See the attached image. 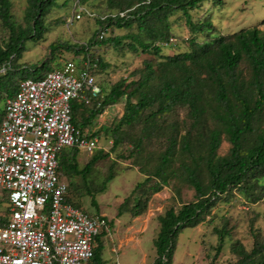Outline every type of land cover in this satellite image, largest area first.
<instances>
[{
  "label": "trees",
  "instance_id": "trees-1",
  "mask_svg": "<svg viewBox=\"0 0 264 264\" xmlns=\"http://www.w3.org/2000/svg\"><path fill=\"white\" fill-rule=\"evenodd\" d=\"M58 1L27 0V25L22 26L14 19L12 0H0V21L7 32L0 36V99L5 102L17 94L22 80L31 78H15L13 72L27 70L29 65L19 63L27 51V42L43 39L50 29L47 17L60 6ZM96 1L105 5L97 18L100 28L96 38L89 44L73 46L53 41L48 46L49 58L30 71L33 79L44 77L54 70L48 69L59 50L75 47L81 56L66 59L55 69L68 60L80 67L90 60L91 72L98 76L109 67L91 52L101 42L146 55L142 66L126 77L110 83L97 79L102 88L98 99L89 103L74 99L72 121L77 128L85 129L93 125L104 108L124 100L122 116L97 131L110 134L111 149L119 150V158L133 159L145 175L132 191V204L129 205V198L125 199L119 215L130 212L135 218L140 216L147 211L152 194L170 186L175 179L194 190L193 200L170 206L158 216L160 227L154 239L153 264H172L180 232L205 222L221 201L238 197L254 205L264 199V30L253 25L223 33L210 16L194 19V11L205 3L218 6L224 0H79L83 6ZM125 11L124 16L119 15ZM176 20H184L190 34L183 45L182 40L178 42L174 37ZM113 28L129 31L99 39L101 30H108L109 34ZM171 46L176 47L173 53H166L165 49ZM3 115L4 106H0V123ZM224 140L230 146L226 154H220ZM80 151L68 147L59 158V171L68 179L71 193L67 192L66 201L78 208L81 206L73 198L81 197L82 188L93 195L91 185L97 187L96 193L105 191L115 178L111 169L116 163H112L109 175L99 187L93 178H86L109 158V151H96L83 167L79 165ZM78 176L81 181L83 178L82 184L76 183ZM2 194L8 207L7 194ZM92 202L96 204L95 198ZM6 220L0 214V225ZM227 224L217 229L218 251L231 234ZM104 235L97 237L89 264H104ZM252 236L250 248L240 242L233 246L238 256L236 264H264V234L252 229Z\"/></svg>",
  "mask_w": 264,
  "mask_h": 264
},
{
  "label": "rangeland",
  "instance_id": "rangeland-1",
  "mask_svg": "<svg viewBox=\"0 0 264 264\" xmlns=\"http://www.w3.org/2000/svg\"><path fill=\"white\" fill-rule=\"evenodd\" d=\"M12 13L17 24L26 26L27 0H12ZM60 6L53 8L47 17L46 24L50 28L45 33L43 39L38 42L28 41L27 51L19 60L20 65H29L27 70L18 69L13 72L15 78L24 76L33 78L31 68H35L41 61L50 56L49 44L53 41L69 43L70 45L89 44L92 38H96L100 24L97 21L99 15L103 14L105 5L101 1L86 4L93 16L83 15L81 19H75L74 14L76 0H59ZM79 11H77L78 13ZM194 19H204L207 16L212 18L213 23L223 33H229L239 30L242 27L257 25L264 30V0H224V3L214 6L212 3H205L201 9L194 11ZM114 29V28H113ZM129 29L115 28L107 35H123ZM175 36L182 45L189 31L186 28L184 20H176ZM0 21V36L6 35ZM177 42V41H176ZM176 47L171 46L165 49L166 53L172 54ZM95 56H99L104 63L109 64L107 69L99 72L97 79L100 83L115 82L121 77H126L135 68L142 66V60L146 55L140 52H133L126 47L115 48L111 43H98L91 48ZM75 47L72 50H59L48 70L57 68L62 61L66 59H78ZM19 65V67H20ZM5 104L4 99H0V106ZM124 107V102L119 104ZM107 122L114 117L115 121L119 113L117 108L110 109ZM181 117L185 114L181 112ZM111 117V118H110ZM113 122H110V124ZM100 148L92 154L81 150L79 155V165L83 167L91 156L99 150L109 151V158L99 163V169L91 171L87 178H93L94 184L99 187L110 173V166L114 161L111 171L115 178L106 186V190L96 193L95 187L90 186L88 194L87 189L82 188V195L79 198L75 196L74 202H79L81 208L91 215H104L110 222L111 234L101 237L103 243L104 264H153L156 256L154 239L156 238L160 223L158 216L163 214L170 206L178 207L182 202L194 199V190L187 185L179 184L175 179L170 186L158 193L152 194L146 212L140 215L138 219L132 216L130 212L118 214L120 205L125 199L129 198L131 205L133 196L132 191L136 184L145 178L140 173L133 159H122L118 157L119 150H112V138L108 133H98ZM230 144L224 140L219 150L220 154L228 152ZM154 150V148H151ZM125 153L128 151L126 149ZM61 173V171H60ZM61 176L68 179L61 173ZM89 182V181H88ZM76 183H83V178L78 176ZM179 188V192L178 189ZM97 188V187H96ZM181 194V196H180ZM68 195H71L68 192ZM3 194H0V214L8 212L6 201H2ZM95 198L96 204H92ZM228 223L231 228V234L225 237L222 249L218 251L219 235L217 229H222L224 224ZM264 234V199L260 202L249 205L240 198L230 199V201H221L208 216L207 220L196 227L184 228L177 240V247L173 256L172 264H236L238 256L233 251L236 242L250 248L253 243L252 229ZM145 256V261L142 257Z\"/></svg>",
  "mask_w": 264,
  "mask_h": 264
},
{
  "label": "built area",
  "instance_id": "built-area-1",
  "mask_svg": "<svg viewBox=\"0 0 264 264\" xmlns=\"http://www.w3.org/2000/svg\"><path fill=\"white\" fill-rule=\"evenodd\" d=\"M76 5L75 19L93 16L79 0ZM107 31L101 30L99 39ZM83 64L68 60L42 78L22 80L17 94L6 99L0 194H7L8 212L0 225V264H89L97 237L111 234L104 215L66 201L69 184L59 171L62 150L77 147L92 154L100 148L96 130L79 129L72 121L74 99L89 103L102 95L90 60Z\"/></svg>",
  "mask_w": 264,
  "mask_h": 264
},
{
  "label": "crops",
  "instance_id": "crops-1",
  "mask_svg": "<svg viewBox=\"0 0 264 264\" xmlns=\"http://www.w3.org/2000/svg\"><path fill=\"white\" fill-rule=\"evenodd\" d=\"M124 102V100H121L120 102H117V103H115V104H112V105H109V106H107L106 108H104V110H103V112L102 113H100L96 118H95V120H94V122H93V125H91V126H89V127H86L85 129H94V130H96V131H98V130H100L101 128H103V127H105V126H108V125H110V122H113L114 120H115V118L114 117H110L111 119V121L110 122H107V120H109L108 119V115H109V113H111L110 112V109H112V107H115V108H117V113H119V115H118V117L117 118H120L121 116H122V114H123V112H124V107H123V110H122V108H120L119 106V104L121 103V102ZM80 153H81V151H80ZM80 155V154H79ZM79 155H78V158H79ZM140 216H138V218H139ZM137 217H136V219H138ZM142 260L143 261H145V256H143L142 257Z\"/></svg>",
  "mask_w": 264,
  "mask_h": 264
}]
</instances>
